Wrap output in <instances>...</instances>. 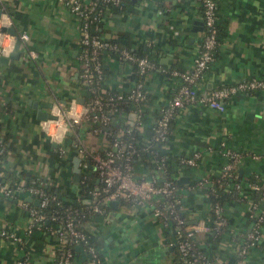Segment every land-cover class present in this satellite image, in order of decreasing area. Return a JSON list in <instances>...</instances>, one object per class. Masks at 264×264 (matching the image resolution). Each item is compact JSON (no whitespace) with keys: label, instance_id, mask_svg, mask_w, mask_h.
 Segmentation results:
<instances>
[{"label":"crops","instance_id":"obj_1","mask_svg":"<svg viewBox=\"0 0 264 264\" xmlns=\"http://www.w3.org/2000/svg\"><path fill=\"white\" fill-rule=\"evenodd\" d=\"M87 1V0H83ZM216 22L224 33L215 47L214 57L195 84V90L208 91L216 86L250 76H264V0H215ZM0 13L17 36L27 39L19 44L17 58L0 63V134L6 138V150L0 161V173L24 182L33 177L63 200L79 199L80 178L93 169L88 156L102 151L107 139L83 121L63 130L65 154L58 153L59 143L42 127L39 111L57 114L69 100L79 96L78 26L76 18L60 0H0ZM3 25V24H2ZM220 28V27H219ZM106 38L125 34L131 47L149 49L154 66L145 76L147 100L141 116V141L149 136L159 109L167 104L177 79L171 68L188 70L203 35L198 0H121L97 26ZM5 32V31H4ZM2 43L12 48L14 36L5 32ZM193 33V35H192ZM26 49L35 52L25 56ZM5 53V54H6ZM105 85L126 88L131 76L129 63L115 57L103 59ZM123 112L112 116L110 126L123 123ZM50 119V118H46ZM52 119V118H51ZM220 142L240 156L236 172L241 182L240 198L222 201L227 224L217 240L206 243L207 234H196V241L207 254L215 255L213 264H264V227L262 240L249 247L240 260L235 250L243 242L250 225L248 199L253 196L244 184L246 177L264 181V91L236 93L223 100L219 110L207 103H188L178 108L170 123L163 152L168 157H187L201 152L195 165L173 163L176 182L183 201L186 224H193L208 212L206 189L193 183L205 179V186L217 175L224 156ZM79 157V177L72 172V158ZM83 162L86 169H82ZM180 164V163H179ZM135 176L162 173L140 157L133 161ZM4 183H7L6 181ZM26 194L14 192L0 197V229L14 232L19 239L0 236V264H53L56 241L51 227L39 226L26 232L29 215ZM95 213L83 228L96 247L101 264H176L170 234L150 204H135L120 199ZM169 239V240H168ZM78 264H92L82 246L75 249Z\"/></svg>","mask_w":264,"mask_h":264},{"label":"built area","instance_id":"obj_2","mask_svg":"<svg viewBox=\"0 0 264 264\" xmlns=\"http://www.w3.org/2000/svg\"><path fill=\"white\" fill-rule=\"evenodd\" d=\"M71 14H73L78 26V87L79 96L83 97L81 102L71 98L66 107L61 108L55 118L42 120V127L49 137L59 143L58 153L65 154L66 148L61 144L63 130L79 124L83 121L90 125V129L103 135L107 139V146L102 151L88 154L91 164L96 171L98 186L87 194H82L78 203L85 206L91 213L103 211L101 204L110 199H123L125 201L142 204L149 203L151 213L160 218L162 225L170 234L169 244L178 254L182 264H213L215 255H209L196 241V234H207L206 243L217 240L223 232L227 217L223 211L222 202L209 203L208 212L205 217L193 224H186L182 214L183 201L178 192L174 175L165 176L164 163L166 155L163 145L169 133V120L173 118L176 110L188 103H207L219 110L223 109V100L240 93L253 91H264V76H250L229 82L209 89L208 91H196L195 84L207 69L213 59V47L216 43L214 22L213 0H198L202 6L201 19L205 28L196 54L192 58L188 70L171 68L167 72L171 77L177 79V83L171 91L167 104L160 107L151 132L148 137L135 145L127 141L122 135L129 134L141 129V113L137 108L121 110V105L129 102L136 106L147 99L145 87V76L154 66L151 55L140 54L135 47H124L111 38L101 36L97 26L102 18L118 7L121 0H60ZM8 23L6 13H0V26ZM7 35L0 30V54H5L9 46L2 43V37ZM18 37L21 41L27 39V34L21 32ZM25 56L34 57L35 52L26 49ZM115 57L130 64L133 74L129 85L122 89H111L105 85V73L103 59ZM123 112L122 126L114 130L110 126L112 116ZM162 141V152L152 153L150 158L154 167L161 171L162 176L158 178L154 174L146 176H135L133 173L134 156L139 151L149 148V141ZM224 162L217 173V185L229 186L226 189L228 196L237 198L240 196L241 182L235 180L236 165L240 156L238 151L226 147L220 142ZM3 146L0 147V152ZM201 158V152L194 151L187 157H180L181 165H195ZM83 162L82 169H86ZM84 176V175H82ZM254 180L245 179V187L255 192L256 198L248 199L249 210L247 217L250 225L245 233L243 242L236 247L235 255L240 260L249 247L256 246L262 240L261 228L264 227V185L254 175ZM234 179L232 182L223 183L224 179ZM193 185L213 191L212 181L205 186V179H197ZM42 181L30 178L26 184L19 182L15 186L16 192L33 195L38 199L37 208L29 205V222L25 231L30 232L32 225L39 224L43 220L41 208L48 200H54V195L46 192ZM13 192L6 183L0 184V197L10 196ZM99 194L103 199L98 198ZM59 200H55L58 203ZM51 220H57L56 215L50 216ZM58 227L53 228L56 243V252L53 264H78L74 260L72 245H81L89 253L92 264H101V257L96 247L88 238L83 223L73 215L66 214L64 219L59 220ZM0 236L18 240L19 237L11 231L0 229Z\"/></svg>","mask_w":264,"mask_h":264},{"label":"trees","instance_id":"obj_3","mask_svg":"<svg viewBox=\"0 0 264 264\" xmlns=\"http://www.w3.org/2000/svg\"><path fill=\"white\" fill-rule=\"evenodd\" d=\"M213 2H214V8H213L214 22H213V26L215 28V39H216V43H215V45L213 47V57H214L215 47L217 45V42L220 39V36L224 33V30L216 22V17H217V14H216V1L213 0ZM200 9L202 11V6L201 5H200ZM202 28H203V32H204L205 28L203 27V24H202ZM95 31L98 32L97 30H95ZM126 38L127 37H126L125 34H118L115 37H111V39H113L119 45H122L124 47H129L130 48L131 46L128 44V41H126ZM135 50H137V52L140 53V54H144L145 53V54L150 55L148 48L147 49L135 48ZM131 76L133 77V74H131ZM146 100L147 99H145L144 101L139 103L137 106L135 104L131 103V102H129V103L125 104V105H121V110L125 111V110H129V109L137 108L139 110V112L141 113V116H142L143 106H144ZM171 121H172V118L169 120V127H168L169 129H170ZM112 129L114 130L115 128L112 127ZM122 136L127 141H130V142H132L135 145H139L140 141H141V138H142L141 137L142 134L140 133V130L131 132L129 134H123ZM163 144H164V142H162V141L150 140L149 141V148L147 150H145V151H139V153L134 156V159H136L137 157H140V159H142L144 162L149 163L150 155L152 153L160 154L162 152V145ZM1 146H3V150L0 152V161H2L3 156L5 154V150H6V138L2 134H0V147ZM166 158H167L166 162L164 163V171H165V176L170 178L171 177V173H173L175 171V168H173V166H174L173 163H176L178 165H181V164H179L180 163L179 162V157L177 158V157H168V156H166ZM82 175H84V176H82ZM82 175H81V178H80L79 182H80V192H81V194L84 195V194H87L89 191L94 190L95 187L98 186V182H97V179H96V171H95L94 168L93 169L88 168L87 171L85 173H83ZM217 177H218L217 175L213 176L212 186H213L214 190L213 191H211V190L209 191L208 189H206V191H205L206 192V196H207L210 204H212L214 202H222V201H224V200L229 198L228 193L226 192V189H229L230 187L226 186V188H225L224 185H222V186L217 185V183H216V178ZM3 178H5V177L2 176L1 173H0V184H2L3 182L6 181L7 182L6 184H8V186L11 188L12 192L13 193L16 192L14 189H15L16 184L19 183L18 179L10 177V176H7V179H4V180H3ZM30 178H33V177H29V176L26 177L24 179V183L27 184L29 182ZM254 178H255L254 175H250V176L246 177L247 180H254ZM172 180L175 181L174 178ZM235 180H239V176L237 175V172H236ZM223 181H224L223 183L225 184L227 182L234 181V179L225 178ZM262 184L264 185V181L262 182ZM44 188H45L46 192H48L51 195H54L55 199L54 200H51V199L48 200L46 205L41 208V212L43 213V217L44 218H43L41 223L32 225L31 229L34 228V227H37V226H39L40 228H44V226L47 224V223L45 224V220L46 219H48L47 227H51L52 229L55 228V227H58L59 224H60L59 220L64 219L66 214L73 215L74 218L79 219L81 222H84L87 219L91 218L92 215L94 214V213H91L88 208H86L85 206H82L81 204H79L77 199H75V200H73L71 202L63 201L54 192V187L53 186L45 185ZM256 194L257 193L253 192L252 198L255 199L256 198ZM97 197L100 198V199H103V195L102 194H99ZM55 200H59V202L55 203ZM120 200H123V199H120ZM28 204L32 206L31 203L28 202ZM33 206L37 208V205H33ZM101 207L103 208V211H104V209L107 208L106 201L101 204ZM53 214L56 215L57 220H51L50 219V216L53 215ZM169 239H171L170 236H169ZM74 246L75 245H72L71 250L75 254V253H77V250H75ZM174 251H175V249H174ZM175 261H176V264H182V262L180 261L176 251H175Z\"/></svg>","mask_w":264,"mask_h":264},{"label":"water","instance_id":"obj_4","mask_svg":"<svg viewBox=\"0 0 264 264\" xmlns=\"http://www.w3.org/2000/svg\"><path fill=\"white\" fill-rule=\"evenodd\" d=\"M0 30L5 31V32L14 36V41H13L12 48L10 49V51H8L6 54H0V63H6L8 59H12V58L14 59V58L18 57V55L20 53L19 44L21 43V40L17 36V32L10 26H3L2 25V26H0ZM192 35H193V33H192ZM76 100L81 102L83 100V97L78 96L76 98ZM55 117H56L55 114L44 112V111H39V118H41V119L55 118ZM78 163H79V157L73 156V158H72V172H73L75 180H77L79 177ZM91 167L94 168L93 166H91ZM184 177H186V176H179L178 178H176V182L183 180ZM26 198H27V200H32V202L34 204H37V202H38V199L31 194L27 195ZM114 201L115 200H109L108 203L113 204ZM45 223H48V219L45 220ZM74 248L75 249H81L82 246L78 244V245H75ZM86 256L90 257L89 253H86Z\"/></svg>","mask_w":264,"mask_h":264},{"label":"rangeland","instance_id":"obj_5","mask_svg":"<svg viewBox=\"0 0 264 264\" xmlns=\"http://www.w3.org/2000/svg\"><path fill=\"white\" fill-rule=\"evenodd\" d=\"M67 105H65V107H66Z\"/></svg>","mask_w":264,"mask_h":264}]
</instances>
